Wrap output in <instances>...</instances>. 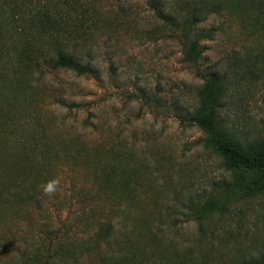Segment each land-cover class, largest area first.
Segmentation results:
<instances>
[{
	"label": "rangeland",
	"instance_id": "374dc122",
	"mask_svg": "<svg viewBox=\"0 0 264 264\" xmlns=\"http://www.w3.org/2000/svg\"><path fill=\"white\" fill-rule=\"evenodd\" d=\"M79 1L80 28L49 32H78L91 76L53 68L36 8L57 0H0V264H264V172L237 179L190 122L216 74L229 134L264 142V0H155L214 5L196 68L154 0Z\"/></svg>",
	"mask_w": 264,
	"mask_h": 264
},
{
	"label": "trees",
	"instance_id": "16d2710c",
	"mask_svg": "<svg viewBox=\"0 0 264 264\" xmlns=\"http://www.w3.org/2000/svg\"><path fill=\"white\" fill-rule=\"evenodd\" d=\"M57 1L58 3L55 4H61L62 8L55 7L54 11L46 7L51 5L48 3L42 7H34L37 11V19L42 34L47 36L48 44L53 48V68L71 71L78 76L94 75L95 72L91 64L83 63L75 52L80 45L78 41L79 34L76 30L70 28L62 30L65 34L63 36L58 33L54 36L49 32L51 25L56 24L61 29L62 26L67 24V20H73V24L79 29L88 14L87 8L83 7L79 0ZM4 2L12 9L18 10L19 15L25 14L26 9L30 10L33 4V0H4ZM151 6L157 12V16L168 23L171 31L182 34L184 41L182 61L190 67L196 68L202 56L201 42L210 37L208 33L199 30V24L216 12L213 10L214 5L202 7L194 3L189 10L179 13L178 18L176 15L173 17L174 14H169L170 12L161 8L158 1L154 0ZM203 81L198 105L191 113L190 122L205 134V145L223 160L226 169L231 171L237 179L240 178V174L243 172H264V142L244 146L235 141L229 134L225 119L222 117L224 88L219 77L216 74H207ZM250 191L254 194H264V179L254 182L250 187ZM106 234H108L107 230L104 232V235ZM99 235V239H101L102 232ZM108 239L110 237L102 242L104 247L107 246ZM113 259L114 256H111L106 262L109 263ZM126 259L124 257L121 263L126 262ZM135 259L136 257L134 258V254H132L128 262L138 264Z\"/></svg>",
	"mask_w": 264,
	"mask_h": 264
},
{
	"label": "clouds",
	"instance_id": "9594fccd",
	"mask_svg": "<svg viewBox=\"0 0 264 264\" xmlns=\"http://www.w3.org/2000/svg\"><path fill=\"white\" fill-rule=\"evenodd\" d=\"M57 181H50L47 183V185L44 187V192L46 194H54L57 189Z\"/></svg>",
	"mask_w": 264,
	"mask_h": 264
}]
</instances>
